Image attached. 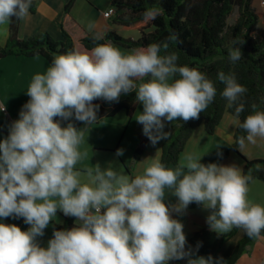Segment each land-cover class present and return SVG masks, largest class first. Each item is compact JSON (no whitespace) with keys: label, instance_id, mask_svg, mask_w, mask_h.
Returning a JSON list of instances; mask_svg holds the SVG:
<instances>
[{"label":"clouds","instance_id":"9594fccd","mask_svg":"<svg viewBox=\"0 0 264 264\" xmlns=\"http://www.w3.org/2000/svg\"><path fill=\"white\" fill-rule=\"evenodd\" d=\"M30 5L31 0H0V25L23 20ZM159 14L150 9L145 16ZM168 47L152 43L122 53L111 43L97 44L90 51L54 55L46 71L32 77L26 90L30 99L0 140V220L23 218L30 227L0 222V264H169L185 258L187 264H213L211 256L191 258L184 225L173 217L193 202L210 210L207 223L218 234L236 228L249 238L261 235L264 206L248 199L252 177L236 165L204 164L201 156L187 153L175 168L152 158L134 177L99 163L76 168L87 156L80 146L84 131L97 120L96 100L119 102L121 95L135 92L143 106L136 121L153 146L167 139L166 122L199 119L213 102L215 83L198 69L179 65ZM241 58L239 47L229 49L232 63ZM217 80L229 107L247 92L233 74L220 71ZM243 111L244 104H236L238 126L247 133L239 138L241 148L245 140H264V111L239 122ZM73 119L85 127L77 128ZM123 154L117 149L116 156ZM166 189L177 200L171 207ZM58 211L76 224L54 229L42 247L38 238Z\"/></svg>","mask_w":264,"mask_h":264},{"label":"trees","instance_id":"16d2710c","mask_svg":"<svg viewBox=\"0 0 264 264\" xmlns=\"http://www.w3.org/2000/svg\"><path fill=\"white\" fill-rule=\"evenodd\" d=\"M108 1L114 13H117L113 24L138 32L139 37L136 40L123 38L114 32H107L103 38L85 33L69 17L72 4L69 2L64 7L60 22L61 41H53L45 33L20 40L17 38L19 19L13 18L9 23V37L0 48V59L7 56H40L50 65L56 54L73 50L90 51L97 44L111 43L113 46L132 51L152 43L167 42V53L175 52L179 57V65H187L205 73L215 83L217 93L199 119L187 123L180 120L168 131L160 158L166 167L177 164L179 155L195 128L202 126L207 135H212L225 113L236 119V104H244L239 122H243L244 118L254 111H264V36L259 37L256 33L258 18L251 7V0ZM150 9H158L160 14L155 19L146 18L145 13ZM170 36H175L176 39H168ZM233 47H239L242 52V58L235 63L229 60V49ZM167 53L161 49L162 55ZM220 71L235 75L237 82L247 88V92L232 107H229L228 101L221 96L224 85L217 80ZM135 97L136 93L131 92L121 95L119 102L110 103L103 99L94 101V104L99 105L95 122L111 118L121 111L127 118H131L138 104ZM71 122L77 128L82 124L74 119ZM62 123L66 125L67 121ZM246 135L237 122L233 143L228 151L237 153L239 138ZM145 142L151 144L148 138ZM141 151L142 146L135 150V155ZM227 152L221 157H225ZM243 163L244 175H250L251 181L264 183V160H243ZM193 206L198 204L191 203L189 208ZM23 220L9 217L3 219V223L20 226ZM74 221V217L63 216L62 224L54 225L53 230L71 229ZM237 230L233 228L224 238L231 237ZM258 238H264V231L256 238H249L244 234L228 264H234L245 249ZM169 264H187V259L173 260Z\"/></svg>","mask_w":264,"mask_h":264},{"label":"crops","instance_id":"0c3cea01","mask_svg":"<svg viewBox=\"0 0 264 264\" xmlns=\"http://www.w3.org/2000/svg\"><path fill=\"white\" fill-rule=\"evenodd\" d=\"M69 2H72L69 17L85 33L96 38H103L107 32H114L132 40L139 37L138 32L113 24L117 13L109 18L103 16L111 8L108 0H31L29 15L23 20L19 19L17 38L26 40L45 33L53 41H61L60 22L64 7ZM261 2L264 0H251V7L258 18L256 33L259 37L264 36V6ZM89 22L93 24L91 30L88 28ZM8 37L9 24L0 25V48L5 45ZM48 66L47 61L40 56L31 58L7 56L0 59V104L6 106V111L0 112V140L8 135L9 125L19 118L22 106L30 99L26 90L32 77L37 73L43 74ZM125 118H127L125 113L121 111L111 118L101 119L86 128L80 151L86 152L87 156L76 165L77 169L84 171L99 163L102 168L112 167L118 173L134 177L143 171L152 158L160 160L165 140H161L155 146L146 143L147 137L143 134V126L139 123L133 128V137H129L124 146L121 145L124 136H122L121 125H124ZM179 121L166 122L164 130L168 132ZM236 126L237 119L225 113L212 135H207L202 126L195 128L180 153L178 162L187 153L201 156V163L204 164L236 165L240 169L243 168V160H264V140L260 138H257L255 144L245 140L244 147L239 146L237 153L228 151L233 143ZM84 127L82 123L78 128ZM141 146V153L135 155V150ZM117 149H123L124 154L116 156ZM225 152H227L226 156L221 157ZM148 157L149 159L146 160L145 158ZM177 164L169 167L175 168ZM81 180L86 181L87 176L83 175ZM171 192L170 189L165 190L166 203L170 207L177 202ZM248 199L264 206V183L257 180L249 182ZM209 211L202 205L192 208L188 206L182 214L173 212V217L184 225L183 231L187 238L186 250H191L192 259L211 256L213 264H228L244 232L238 229L231 237L224 238L229 232L218 234L212 231L206 219ZM63 216V213L58 211L56 218L45 229L44 235L38 238L42 247H46L51 239L53 226L62 224ZM0 222L3 223V220ZM75 224L76 220L74 226ZM19 227L26 231L30 225L23 220ZM234 264H264V238L256 239Z\"/></svg>","mask_w":264,"mask_h":264},{"label":"rangeland","instance_id":"374dc122","mask_svg":"<svg viewBox=\"0 0 264 264\" xmlns=\"http://www.w3.org/2000/svg\"><path fill=\"white\" fill-rule=\"evenodd\" d=\"M234 17V15L232 16ZM117 47V46H115ZM122 53H129L131 50H125L122 48L117 47ZM143 111V106L142 104L138 103L136 106V109L132 115L131 118H125L124 125H121V132H122V142L121 145H125L129 139V137H133V128L136 126L138 123L136 121L137 116L139 115L140 112Z\"/></svg>","mask_w":264,"mask_h":264},{"label":"built area","instance_id":"2783aa9c","mask_svg":"<svg viewBox=\"0 0 264 264\" xmlns=\"http://www.w3.org/2000/svg\"><path fill=\"white\" fill-rule=\"evenodd\" d=\"M261 5L264 6V2H261ZM114 14V10L110 8L106 13L103 14L105 18H109Z\"/></svg>","mask_w":264,"mask_h":264}]
</instances>
